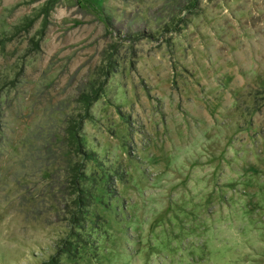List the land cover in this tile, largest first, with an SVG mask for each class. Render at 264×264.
Returning <instances> with one entry per match:
<instances>
[{
	"label": "rangeland",
	"instance_id": "374dc122",
	"mask_svg": "<svg viewBox=\"0 0 264 264\" xmlns=\"http://www.w3.org/2000/svg\"><path fill=\"white\" fill-rule=\"evenodd\" d=\"M0 264H264V0H0Z\"/></svg>",
	"mask_w": 264,
	"mask_h": 264
},
{
	"label": "trees",
	"instance_id": "16d2710c",
	"mask_svg": "<svg viewBox=\"0 0 264 264\" xmlns=\"http://www.w3.org/2000/svg\"><path fill=\"white\" fill-rule=\"evenodd\" d=\"M96 98H97V97H96ZM90 103H91V100L89 101L88 106L90 105Z\"/></svg>",
	"mask_w": 264,
	"mask_h": 264
}]
</instances>
